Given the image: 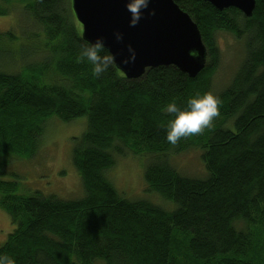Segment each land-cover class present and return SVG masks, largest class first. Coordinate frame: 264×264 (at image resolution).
I'll return each instance as SVG.
<instances>
[{
	"label": "trees",
	"instance_id": "obj_1",
	"mask_svg": "<svg viewBox=\"0 0 264 264\" xmlns=\"http://www.w3.org/2000/svg\"><path fill=\"white\" fill-rule=\"evenodd\" d=\"M17 1H24L33 26L22 35L35 37L21 42L14 29L0 31V53L8 59L0 65V157L29 159L46 120L85 116L84 132L71 138L84 197L16 194L15 182L0 179V207L15 225L0 255L15 264H264V0H255L250 16L206 0H174L200 30L205 66L195 77L164 65L132 79L114 64L95 78L90 63L76 61L86 41L71 0H0V15ZM216 32L231 33L244 49L217 91ZM30 50L39 52V64L14 68V56ZM208 92L222 101L212 127L170 144L166 126L174 117L164 106L184 109L189 98ZM189 148L200 149L205 175L199 178L169 161ZM125 149L166 154L153 155L159 161L147 165L144 179L147 191L174 209L117 193L104 171L115 164L114 152L124 156ZM6 162L0 159V177Z\"/></svg>",
	"mask_w": 264,
	"mask_h": 264
},
{
	"label": "rangeland",
	"instance_id": "obj_2",
	"mask_svg": "<svg viewBox=\"0 0 264 264\" xmlns=\"http://www.w3.org/2000/svg\"><path fill=\"white\" fill-rule=\"evenodd\" d=\"M23 4L24 1H17L13 4L11 11L7 12L6 15H0V31L14 29L18 34V40L28 42V37L34 40L35 36L33 32L22 35L24 28L30 32L33 30V26L26 22ZM78 31L81 32L80 25ZM214 39L220 50L221 60L217 73L212 80L214 82L213 89L217 91L218 87L226 84L227 80L234 74L244 49H242V41L236 39L231 33L216 32ZM16 45L14 44V46ZM19 54L21 55V53ZM39 55L37 50H30L23 57L14 56V68L18 69L27 63L39 64L42 59ZM7 60V55L0 53V65L2 67L7 64ZM85 118V116H80L70 121H64L57 117H51L46 120L43 133L37 141V148L32 157L26 160L11 155L4 158L0 157V159L7 161L5 174L0 179L15 182L16 194L39 192L43 196L53 195L61 200L83 198V184H81L80 175L72 163L73 141L71 138L78 137L84 132L87 124ZM157 154L143 152L139 155H133L126 150L125 155L122 156L114 152L115 164L104 172H106V177L112 183L113 188L124 199L129 201L144 200L170 211L175 208L172 201L164 200L160 195L147 191L146 188L145 168L147 165L159 161L153 156ZM199 155L200 149L189 148L174 153L169 157V161L184 176L199 178L205 175L203 159ZM160 159L162 160V157ZM14 228L15 225L11 221V216L0 207V244L6 240Z\"/></svg>",
	"mask_w": 264,
	"mask_h": 264
},
{
	"label": "water",
	"instance_id": "obj_3",
	"mask_svg": "<svg viewBox=\"0 0 264 264\" xmlns=\"http://www.w3.org/2000/svg\"><path fill=\"white\" fill-rule=\"evenodd\" d=\"M223 10L238 8L250 16L255 0H206ZM71 9L81 25V36L88 41L102 37L105 48L115 56L114 65L129 79L139 78L146 68L172 65L189 77H195L206 64L207 50L197 24L174 0H150L140 22L129 26L127 0H71ZM155 10V15L150 11ZM123 34L117 41L115 33ZM128 45L136 52L134 62L123 63L130 56Z\"/></svg>",
	"mask_w": 264,
	"mask_h": 264
},
{
	"label": "clouds",
	"instance_id": "obj_4",
	"mask_svg": "<svg viewBox=\"0 0 264 264\" xmlns=\"http://www.w3.org/2000/svg\"><path fill=\"white\" fill-rule=\"evenodd\" d=\"M149 3L150 0H127L126 9L130 13L129 26L134 27L140 22ZM150 14L155 15V10H151ZM115 38L120 41L123 39V34L117 31ZM128 51L130 56L123 63L134 62L136 59V52L131 45H128ZM76 61L90 63L93 77L99 78L115 63V56L110 52L105 53L104 40L102 37H97L95 41H88L81 46ZM221 104L220 98L210 92L189 98L184 109L178 107L175 102L167 103L164 109L174 118L166 126V140L175 145L182 138L201 134L206 128L212 127L214 118L220 115ZM0 264H15V259L8 255H0Z\"/></svg>",
	"mask_w": 264,
	"mask_h": 264
}]
</instances>
